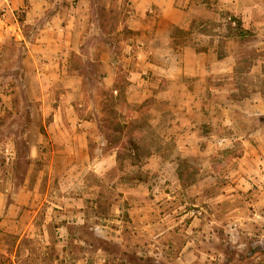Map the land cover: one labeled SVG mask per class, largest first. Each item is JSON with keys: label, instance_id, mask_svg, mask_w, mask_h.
Returning a JSON list of instances; mask_svg holds the SVG:
<instances>
[{"label": "rangeland", "instance_id": "374dc122", "mask_svg": "<svg viewBox=\"0 0 264 264\" xmlns=\"http://www.w3.org/2000/svg\"><path fill=\"white\" fill-rule=\"evenodd\" d=\"M122 18L124 11L113 9L101 25L85 23L81 41L86 39L87 50L101 42L104 26L110 34L104 46L118 58L126 37L118 32ZM16 39L10 34L0 40V192L10 202L26 176L32 186L51 176L50 192L63 199L55 208L48 198L29 226V220L17 217L10 225V215L6 218L0 225V264H95L102 257L113 264H155L151 239L156 232L146 230L153 220L178 226L175 246L164 252L174 256L189 241V264H264V54L257 51L264 48L262 41L255 40L240 56L233 79L210 82L228 93L223 102L206 104L203 115L191 114L189 120L167 98L128 104L122 64L120 83L109 91L96 56L73 57L72 67L84 79L73 97L82 105L76 113L81 120L97 118L107 143L98 148L97 136H88L79 166L58 168L60 154L48 127L65 90L58 82L44 102L37 100L40 89L21 68L24 50ZM159 107L164 117L155 121ZM108 154L110 164L98 170L96 160ZM78 204L86 209L81 218L72 213L71 205ZM159 210L161 217L155 215ZM132 223L144 227L138 236L142 249L136 252L125 243L132 239L125 228ZM64 225L68 230H58ZM97 225L122 231L97 230Z\"/></svg>", "mask_w": 264, "mask_h": 264}, {"label": "crops", "instance_id": "0c3cea01", "mask_svg": "<svg viewBox=\"0 0 264 264\" xmlns=\"http://www.w3.org/2000/svg\"><path fill=\"white\" fill-rule=\"evenodd\" d=\"M113 9L124 11L118 32L120 37H126L121 53L115 54L119 59L114 57L108 44L107 48L104 46L105 36H110L104 26L99 29L101 42L95 39L97 46L89 45L90 51L88 44L84 46L86 39L81 41L83 25H101L103 15ZM10 34L21 41L24 50L21 68L26 76L34 77L40 89L37 100L44 102L48 88L54 89L56 83H62L65 94L57 103L56 119L48 132L54 138L55 151L60 154L57 167L68 168L79 166L78 154L89 149L88 136H97L98 148L107 143L97 118L81 120L76 113V108L82 105L74 103L73 97L82 88L84 79L79 70L72 67L73 57H84L89 52L96 56L104 88L109 91L120 83L122 64L128 81V104L140 105L149 99L167 98L170 105L177 103L184 119L189 120L191 114L203 115L206 104L223 102V94H228L222 85L211 86L210 82L229 75L233 79L240 56L254 48L255 40L264 44V0H10L9 9L0 18V40ZM257 51L264 54V48ZM111 55L117 61L112 62ZM114 93L119 94V91L114 90ZM163 113L164 108L159 107L155 121L162 120ZM74 115L77 123L73 121ZM138 118L137 115L135 120ZM68 121H73L74 126ZM82 121L89 125L83 130L80 129ZM67 153L72 157L70 162L66 161ZM112 157L108 154L98 158V170L109 165ZM27 178L10 202L5 201L8 194L0 192V225L9 215L10 225L17 223V217L23 223L29 220L28 226L32 225L34 216L48 198L55 208L61 205L63 195L49 190L55 179L41 177L32 186L31 179ZM71 206L72 213L80 218L85 216L83 204ZM132 210L139 214L137 208ZM155 215L163 216L160 210ZM84 222L82 220L81 224ZM125 228L130 229L132 238L125 243L135 252L141 250L142 239L138 236L144 227L132 223ZM62 229L68 230L67 225L58 228ZM96 229L122 231L110 225H97ZM146 230L156 232L151 239V247L156 250L155 264H189L185 255L191 247L189 241L183 242L174 256L164 252V248L175 246L172 237L178 238V226L153 220ZM180 231L184 237L185 228ZM119 242L123 243L122 236ZM107 260L102 257L95 264H113Z\"/></svg>", "mask_w": 264, "mask_h": 264}, {"label": "built area", "instance_id": "2783aa9c", "mask_svg": "<svg viewBox=\"0 0 264 264\" xmlns=\"http://www.w3.org/2000/svg\"><path fill=\"white\" fill-rule=\"evenodd\" d=\"M10 7V0H1L0 2V18H3L7 9Z\"/></svg>", "mask_w": 264, "mask_h": 264}, {"label": "trees", "instance_id": "16d2710c", "mask_svg": "<svg viewBox=\"0 0 264 264\" xmlns=\"http://www.w3.org/2000/svg\"><path fill=\"white\" fill-rule=\"evenodd\" d=\"M238 25H240V24H238Z\"/></svg>", "mask_w": 264, "mask_h": 264}]
</instances>
